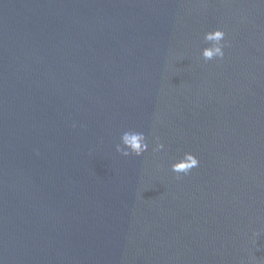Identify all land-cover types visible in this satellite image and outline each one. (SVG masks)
<instances>
[{
  "label": "water",
  "instance_id": "water-1",
  "mask_svg": "<svg viewBox=\"0 0 264 264\" xmlns=\"http://www.w3.org/2000/svg\"><path fill=\"white\" fill-rule=\"evenodd\" d=\"M0 264H264V0H0Z\"/></svg>",
  "mask_w": 264,
  "mask_h": 264
},
{
  "label": "clouds",
  "instance_id": "clouds-1",
  "mask_svg": "<svg viewBox=\"0 0 264 264\" xmlns=\"http://www.w3.org/2000/svg\"><path fill=\"white\" fill-rule=\"evenodd\" d=\"M224 35V31L220 28H215L204 33V39L212 42L210 47H205L201 50V55L205 60H211L214 57H223ZM120 141L121 143L116 146V150L121 152L124 156H128L129 154L140 156L148 149L149 146L143 132L124 131L120 137ZM121 145L123 147H121ZM163 147V144H161L159 139L156 138L153 151H158ZM198 164L199 161L195 155L190 152H185L182 158L171 164V169L173 172L178 174H188V172L197 167Z\"/></svg>",
  "mask_w": 264,
  "mask_h": 264
}]
</instances>
